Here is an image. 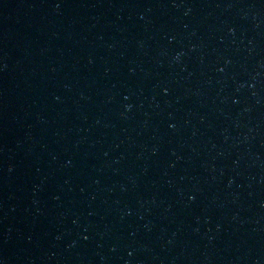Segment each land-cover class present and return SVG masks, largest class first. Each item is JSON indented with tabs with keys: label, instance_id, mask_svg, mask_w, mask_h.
I'll use <instances>...</instances> for the list:
<instances>
[{
	"label": "water",
	"instance_id": "obj_1",
	"mask_svg": "<svg viewBox=\"0 0 264 264\" xmlns=\"http://www.w3.org/2000/svg\"><path fill=\"white\" fill-rule=\"evenodd\" d=\"M0 264H264V0H0Z\"/></svg>",
	"mask_w": 264,
	"mask_h": 264
}]
</instances>
